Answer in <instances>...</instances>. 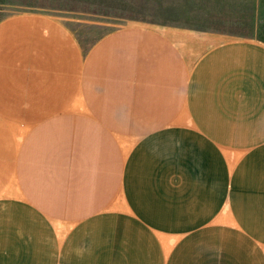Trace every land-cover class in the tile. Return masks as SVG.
Segmentation results:
<instances>
[{
  "label": "crops",
  "instance_id": "0c3cea01",
  "mask_svg": "<svg viewBox=\"0 0 264 264\" xmlns=\"http://www.w3.org/2000/svg\"><path fill=\"white\" fill-rule=\"evenodd\" d=\"M232 31L0 8V264H264V38Z\"/></svg>",
  "mask_w": 264,
  "mask_h": 264
},
{
  "label": "rangeland",
  "instance_id": "374dc122",
  "mask_svg": "<svg viewBox=\"0 0 264 264\" xmlns=\"http://www.w3.org/2000/svg\"><path fill=\"white\" fill-rule=\"evenodd\" d=\"M259 3L258 15L254 17L249 7L251 1L249 8L245 6L242 10L241 0H0V8L99 19L121 25L195 27L227 32L229 29L236 30L232 32L237 34L264 38V0Z\"/></svg>",
  "mask_w": 264,
  "mask_h": 264
}]
</instances>
